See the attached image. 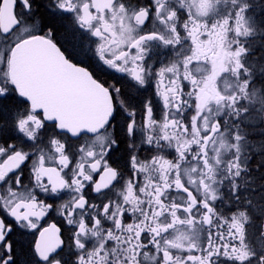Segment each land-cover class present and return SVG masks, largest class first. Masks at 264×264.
I'll list each match as a JSON object with an SVG mask.
<instances>
[{"label":"snow or ice","instance_id":"6c2138e0","mask_svg":"<svg viewBox=\"0 0 264 264\" xmlns=\"http://www.w3.org/2000/svg\"><path fill=\"white\" fill-rule=\"evenodd\" d=\"M0 264H264V0H0Z\"/></svg>","mask_w":264,"mask_h":264}]
</instances>
